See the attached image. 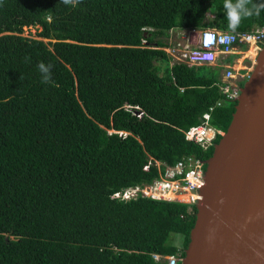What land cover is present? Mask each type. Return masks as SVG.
Masks as SVG:
<instances>
[{
  "label": "trees",
  "instance_id": "16d2710c",
  "mask_svg": "<svg viewBox=\"0 0 264 264\" xmlns=\"http://www.w3.org/2000/svg\"><path fill=\"white\" fill-rule=\"evenodd\" d=\"M262 27L264 9L228 29L223 0H0V264H182L196 205L117 194L153 183L157 161H207L222 136L187 133L232 121L228 69L166 49Z\"/></svg>",
  "mask_w": 264,
  "mask_h": 264
},
{
  "label": "water",
  "instance_id": "95a60500",
  "mask_svg": "<svg viewBox=\"0 0 264 264\" xmlns=\"http://www.w3.org/2000/svg\"><path fill=\"white\" fill-rule=\"evenodd\" d=\"M206 161L182 264H264V46Z\"/></svg>",
  "mask_w": 264,
  "mask_h": 264
},
{
  "label": "built area",
  "instance_id": "2783aa9c",
  "mask_svg": "<svg viewBox=\"0 0 264 264\" xmlns=\"http://www.w3.org/2000/svg\"><path fill=\"white\" fill-rule=\"evenodd\" d=\"M192 37L195 38L196 43L188 44V41H192ZM182 42H186V47L181 44ZM247 44H253L257 50H260L264 45V27L243 33L221 32L216 29L192 30L181 37V41L170 49L174 51V49L179 48L181 51L178 56L179 62H185L190 65H209L217 62L220 53L237 55L238 52L235 48H241ZM229 68L232 67L227 66L228 70L225 71L223 79L225 85L222 86L221 90L228 98L237 100L241 86L236 85L237 90L235 91L232 88V83L226 81L232 77L233 73L237 72H234L233 69L229 70ZM239 75L241 78L246 77V75ZM217 135L222 136L223 132L211 129L205 122V125L193 127L187 133V139L207 147ZM156 163L160 170V175L153 181V184L128 188L124 193L117 194V197L123 196L125 199H131L140 196L178 202H183L182 200L185 199V201L190 200L189 203H196L200 199V190L205 185L206 161L187 158L173 166L160 162ZM148 168V166L145 167L146 170ZM184 195H188V197H184L181 200L180 198ZM177 263V258L169 257V264Z\"/></svg>",
  "mask_w": 264,
  "mask_h": 264
},
{
  "label": "rangeland",
  "instance_id": "374dc122",
  "mask_svg": "<svg viewBox=\"0 0 264 264\" xmlns=\"http://www.w3.org/2000/svg\"><path fill=\"white\" fill-rule=\"evenodd\" d=\"M207 18L213 19V16H211L210 14H207ZM39 31H40V29L37 27H29V28H25L23 35L26 37L38 38L37 35H38ZM191 40L192 41H188V44L196 43L194 37H192ZM181 44L184 45V47H186V45H187L186 42H182ZM236 50L238 52V54H237L238 56L231 57L229 59L230 62H233L235 60V58H237L235 60V64L230 65V63H228V66H230V67L232 66L231 69H233L234 72L235 71H237V72L233 73L232 77H230L226 80L228 83L229 82L232 83V88H234L235 91L237 90L236 85L241 86V83L244 81L243 79L248 78L249 75L251 74V72L253 71L254 66L257 62L259 52H260V50H257L255 45H253V44L244 45L243 47L237 48ZM166 51L174 58L175 61H178V56H179V53L181 52L179 50V48L174 49V51L172 49H166ZM251 51H253V52L251 53ZM224 55L225 56H219L218 55V61L214 64H209V65H211V66L222 65L221 61L223 59H225L224 57H227V55H231V54H224ZM228 58H229V56H228ZM226 68H227V66H226ZM225 73L226 72L223 71V74H222L223 79H224ZM238 73L241 75H246V77L241 78ZM233 84H235V85L233 86ZM244 84H245V81H244ZM151 184H153V183H151ZM187 196L188 195H184L180 199L182 200V198L184 199V197L187 198ZM181 200H179V201H181ZM182 201L186 204H190L189 203L190 200L185 201V199H184ZM176 240H178V238Z\"/></svg>",
  "mask_w": 264,
  "mask_h": 264
},
{
  "label": "clouds",
  "instance_id": "9594fccd",
  "mask_svg": "<svg viewBox=\"0 0 264 264\" xmlns=\"http://www.w3.org/2000/svg\"><path fill=\"white\" fill-rule=\"evenodd\" d=\"M223 9H224V14H225L226 19H227L228 29L235 30L237 28V26L240 24V21L243 17H248V16L260 14L261 10L264 9V0H255V2L251 6H249L248 0H223ZM200 31H202V30H200ZM263 46L261 47V49L263 48ZM237 48H239V47H236L235 49H237ZM219 56H225V55L220 53ZM228 56L230 57L232 55H227V57ZM236 56H238V55H236ZM50 67H51V65L45 66V64L43 62L38 64L39 70L41 71V73H43L42 79L45 81L49 79ZM247 79L248 78H246V80ZM223 134H224V132H223ZM157 162H160V161H157ZM160 163H162V162H160ZM163 164H165V163H163ZM205 173H206V168H205ZM146 185H151V184H146ZM146 185L137 186V187H143ZM131 188H133V187H131ZM144 198H146V197H144ZM150 199H152V198H150ZM153 200H156V199H153ZM182 203H184V202H182ZM190 204H196V203H190Z\"/></svg>",
  "mask_w": 264,
  "mask_h": 264
},
{
  "label": "crops",
  "instance_id": "0c3cea01",
  "mask_svg": "<svg viewBox=\"0 0 264 264\" xmlns=\"http://www.w3.org/2000/svg\"><path fill=\"white\" fill-rule=\"evenodd\" d=\"M224 58L225 59H223V61H221V64L226 68V66H228L227 64L230 63V61H229V58L228 57H224ZM234 64H235V60H234Z\"/></svg>",
  "mask_w": 264,
  "mask_h": 264
},
{
  "label": "bare ground",
  "instance_id": "6f19581e",
  "mask_svg": "<svg viewBox=\"0 0 264 264\" xmlns=\"http://www.w3.org/2000/svg\"><path fill=\"white\" fill-rule=\"evenodd\" d=\"M251 50H252V49H251ZM252 52H253V51H251V53H252ZM253 56H254V55H253ZM253 56H252V57H253ZM181 195H182V194H181ZM187 197H188V196H187Z\"/></svg>",
  "mask_w": 264,
  "mask_h": 264
},
{
  "label": "flooded vegetation",
  "instance_id": "af4514ba",
  "mask_svg": "<svg viewBox=\"0 0 264 264\" xmlns=\"http://www.w3.org/2000/svg\"><path fill=\"white\" fill-rule=\"evenodd\" d=\"M236 59V58H235ZM244 80V79H243Z\"/></svg>",
  "mask_w": 264,
  "mask_h": 264
}]
</instances>
